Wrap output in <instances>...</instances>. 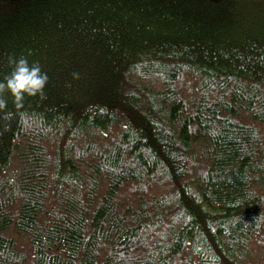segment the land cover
<instances>
[{"label":"trees","instance_id":"obj_1","mask_svg":"<svg viewBox=\"0 0 264 264\" xmlns=\"http://www.w3.org/2000/svg\"><path fill=\"white\" fill-rule=\"evenodd\" d=\"M20 57L0 264H264V0H0Z\"/></svg>","mask_w":264,"mask_h":264},{"label":"clouds","instance_id":"obj_2","mask_svg":"<svg viewBox=\"0 0 264 264\" xmlns=\"http://www.w3.org/2000/svg\"><path fill=\"white\" fill-rule=\"evenodd\" d=\"M13 63L12 72L5 78L4 82H0V94L7 91L18 104L23 102L26 96L35 97L40 95L43 97L45 86L49 80L47 73L42 72L39 64L30 65L24 57L14 60ZM73 76L78 78V73H73ZM5 107L6 101L0 98V110ZM11 117V113H6L4 118L7 120ZM5 130H7V127Z\"/></svg>","mask_w":264,"mask_h":264}]
</instances>
